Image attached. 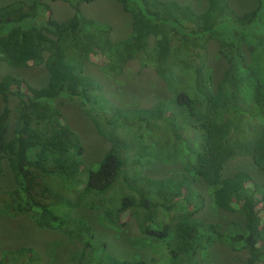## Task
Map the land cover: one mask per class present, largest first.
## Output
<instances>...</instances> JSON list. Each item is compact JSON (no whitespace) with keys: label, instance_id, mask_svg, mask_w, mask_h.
Instances as JSON below:
<instances>
[{"label":"trees","instance_id":"1","mask_svg":"<svg viewBox=\"0 0 264 264\" xmlns=\"http://www.w3.org/2000/svg\"><path fill=\"white\" fill-rule=\"evenodd\" d=\"M116 1L131 25L130 35L117 42L109 25L79 14L77 2L70 18L48 17L40 28L22 31L13 25L34 16L42 1L0 6V62L14 67L44 63L48 70L42 86L11 74L0 79V175L7 161L14 181L2 211L27 215L79 240L82 248L69 264L154 263L106 251L89 225L71 216L81 206L99 210L113 227L132 218L142 234L164 243L166 264H209L202 252L215 243L246 248L264 264V182L245 171H223L237 154L264 169V0L242 14L226 0H207L201 11L177 0ZM212 39L227 63L216 83L206 63ZM137 55L151 59L170 98L148 108L112 106L91 114L109 149L96 168H89L80 158L84 147L59 107L63 100L90 101L99 89L83 73L84 60L97 57L100 68L118 75ZM11 97L17 98V114L9 137ZM146 156L164 164L178 161L192 177H147L141 172ZM199 178L216 207L249 208L251 224L234 223L223 231L218 223L187 217L205 205L204 195L192 186ZM41 263L30 246L0 251V264Z\"/></svg>","mask_w":264,"mask_h":264},{"label":"rangeland","instance_id":"2","mask_svg":"<svg viewBox=\"0 0 264 264\" xmlns=\"http://www.w3.org/2000/svg\"><path fill=\"white\" fill-rule=\"evenodd\" d=\"M17 0H0V6H11ZM28 2V0H24ZM41 6L36 14L13 25L16 30H25L30 26L39 28L46 23L48 17L58 21L68 19L74 15V5L79 6V14L110 26L112 41L117 42L127 38L131 33L130 16L123 10L116 0H41ZM187 4L197 11L204 10L207 0H177ZM230 7L238 14L251 10L256 0H226ZM152 42V41H151ZM152 46V45H151ZM47 53H44V57ZM206 63L214 76L216 83L227 68L224 57L219 52V42L216 39L207 45ZM97 57H91L82 62V71L99 83V89L91 92L90 101L83 99L63 100L60 111L69 127L79 137L84 152L81 160L89 168H96L97 164L109 149V142L97 130L91 114H102L112 106L121 108H148L158 101L170 98V92L164 81L157 75L150 58L135 56L124 67L121 74H114L98 66ZM44 63L29 64L25 67L9 66L0 62V79L3 75L11 74L27 79L35 86L46 83L48 72ZM17 98L11 97V123L9 137L12 136L13 122L16 117L15 106ZM3 103L0 96V110ZM226 132L231 133L229 123ZM186 135V133H185ZM224 174L231 175L236 171L249 173L257 182H264V169L256 166L247 155H235L224 165ZM141 172L143 175L156 179L177 180L185 174L191 179V174L185 172L178 161L164 164L150 156L142 159ZM194 189L205 197L204 207L195 214L186 213L187 217H198L204 221L221 225L223 231L234 227V223L247 227L251 224V212L247 208L242 212H232L216 207L211 198L210 188L202 179L192 181ZM14 187L12 171L7 161H4L0 175V204L6 191ZM71 216L84 221L96 239L105 242L106 251L121 259L154 260L153 264H166L168 253L164 243H160L142 234L131 218L121 227H113L103 220L99 210L78 207L72 210ZM19 246H30L42 257L41 264H69L70 257L82 248V243L74 237L66 235L60 229L46 227L33 221L27 215L14 216L2 211L0 206V251ZM209 264H263L253 259L250 250L246 248L232 249L226 244L215 243L202 252ZM202 253L199 258L203 257ZM252 259V261L250 260ZM251 262H250V261Z\"/></svg>","mask_w":264,"mask_h":264}]
</instances>
